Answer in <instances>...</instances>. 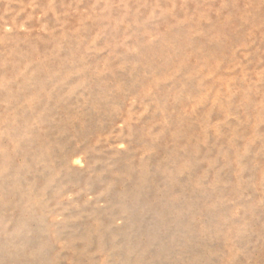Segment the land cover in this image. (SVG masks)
Wrapping results in <instances>:
<instances>
[{
	"label": "rangeland",
	"instance_id": "374dc122",
	"mask_svg": "<svg viewBox=\"0 0 264 264\" xmlns=\"http://www.w3.org/2000/svg\"><path fill=\"white\" fill-rule=\"evenodd\" d=\"M0 264H264V0H0Z\"/></svg>",
	"mask_w": 264,
	"mask_h": 264
}]
</instances>
